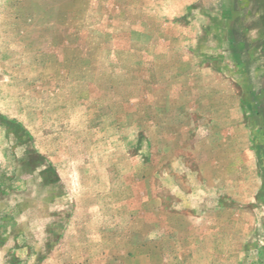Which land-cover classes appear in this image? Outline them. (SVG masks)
<instances>
[{
	"label": "rangeland",
	"instance_id": "rangeland-1",
	"mask_svg": "<svg viewBox=\"0 0 264 264\" xmlns=\"http://www.w3.org/2000/svg\"><path fill=\"white\" fill-rule=\"evenodd\" d=\"M0 264H264V0H0Z\"/></svg>",
	"mask_w": 264,
	"mask_h": 264
}]
</instances>
